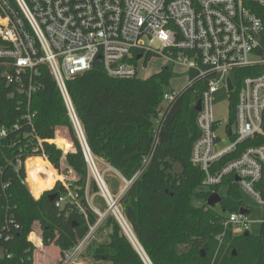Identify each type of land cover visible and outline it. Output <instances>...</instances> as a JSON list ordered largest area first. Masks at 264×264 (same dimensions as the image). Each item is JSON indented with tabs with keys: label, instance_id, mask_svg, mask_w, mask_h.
<instances>
[{
	"label": "trees",
	"instance_id": "16d2710c",
	"mask_svg": "<svg viewBox=\"0 0 264 264\" xmlns=\"http://www.w3.org/2000/svg\"><path fill=\"white\" fill-rule=\"evenodd\" d=\"M153 56L149 54L147 60ZM33 75L41 88L28 102L24 94L7 84L0 67V125L8 129L0 142V232L6 222L12 230L9 240L0 239V264H33L32 241L58 247L63 257L64 252L76 248L91 227L93 232L80 256L91 257L95 264H144L142 256L151 264H264L261 231L254 235L249 230L236 232L231 226L224 227L230 213L245 207L233 176H226L206 192L198 190L204 174L191 163L190 156L200 135L195 106L202 98L205 82L187 85L179 92L156 132L153 119L174 76L172 65L146 78H115L96 62L66 82L96 169L101 168L102 161L113 171L104 182L111 197L120 194L115 203L135 247L100 195L49 70L40 65ZM229 100L233 121L237 93H231ZM28 107L35 113L32 126L24 117ZM15 122L19 127L11 130ZM57 125L68 126L74 143L72 149L66 129L57 128L53 142L71 151L65 160L74 176L67 182L53 174V170H60L64 156L50 142ZM37 137L42 140L41 147ZM231 157H223L219 164ZM17 159L26 160V184L31 193L37 196L45 190L40 198L29 194L22 182L24 166H14ZM222 186L226 191L220 204H192L193 197L207 200ZM258 188L263 190L264 183ZM88 194L95 196L103 215L91 207ZM60 197L63 201L56 205ZM34 221L41 226V241L35 233L30 235L32 241L28 239ZM222 233L219 242L217 237ZM41 247L44 253H36V264H54L55 249Z\"/></svg>",
	"mask_w": 264,
	"mask_h": 264
},
{
	"label": "built area",
	"instance_id": "2783aa9c",
	"mask_svg": "<svg viewBox=\"0 0 264 264\" xmlns=\"http://www.w3.org/2000/svg\"><path fill=\"white\" fill-rule=\"evenodd\" d=\"M149 54L185 67L187 85L206 83L196 117L200 135L190 156L204 174L203 185H219L231 175L240 190L263 204L258 185L264 183V0H0V67L5 81L30 102L41 88L33 74L45 65L81 143L85 140L66 82L90 70L97 57L109 76H138L139 64L142 61L143 67ZM222 84L228 98L237 93L235 128L225 127L230 142L216 151L220 123L212 117L210 95ZM180 91L163 92L153 119L155 132ZM34 114L28 107L24 117L30 126ZM18 127L15 122L10 129ZM7 133L0 125V142ZM36 139L41 147L42 140ZM85 158L106 201L115 202L90 153ZM25 162L17 159L14 166ZM22 182L27 185L26 178ZM62 201L60 197L56 205ZM223 224L245 231L249 218L232 212ZM93 229L73 251L63 253L66 264L77 260ZM11 237L6 222L0 239ZM222 237H217L219 242Z\"/></svg>",
	"mask_w": 264,
	"mask_h": 264
},
{
	"label": "rangeland",
	"instance_id": "374dc122",
	"mask_svg": "<svg viewBox=\"0 0 264 264\" xmlns=\"http://www.w3.org/2000/svg\"><path fill=\"white\" fill-rule=\"evenodd\" d=\"M141 62H140L139 67H138V76L140 78H146V77L152 75L153 73H157L163 67L168 65L167 61L160 56L151 57L150 59L147 60L146 64L143 67L141 66ZM173 73H174V76L170 80L169 84L165 87V91L174 90V91L178 92V91L182 90L187 85L188 76H187L185 67H183L181 65H175V66H173ZM229 104H230V100L227 96L226 88L222 84L214 92H212L210 95V105H211L212 117L215 121H219V123H220L218 125V127L216 128V134L220 138V140L217 142V144L214 147V149L216 151L224 149L230 142L229 138L225 134V127L227 125H230V126H232L233 129L235 128L234 122L230 120ZM59 127L66 129L67 138L71 142L72 149H73L74 143H73L71 134L69 132V128H68V126H65V125H57L55 127L54 137H53V139H51V142L53 144H55L58 148H60L56 143L53 142V140L56 136V130ZM74 131H75V129H74ZM75 134L77 135L76 131H75ZM60 149L62 150L64 156L61 159L60 170L56 171V173H58V175L60 176L57 180H62L63 182H67L68 180H71L74 176L73 171L67 166V163L65 160V154H67L71 151L65 150L63 148H60ZM41 157L43 159H45L43 156H41ZM100 167L101 168L97 171H99L98 172L99 175L102 177L103 181H105V178L110 177L111 172H113V171L105 162H102V161H101ZM24 169H25V173H26L25 178H27L26 165L24 166ZM43 173L46 174L45 171H43ZM46 177L48 178L47 174H46ZM25 186L27 187V185H25ZM27 189H28V187H27ZM198 190L201 192H206L208 190V188L205 187L202 183V185L198 188ZM28 191H29V194L31 196H33V197L35 196L31 193V191L29 189H28ZM43 191H45V190H43ZM43 191L40 192L39 194L43 193ZM225 191H226V188L224 186H222V187H220L218 194H220V196L222 197V196H224ZM262 191L264 193V188ZM240 194H241V199L245 205L244 208L249 211L247 213V216L249 218L248 230L250 233L256 235L261 231L263 223H264V203L263 204L259 203L257 199H255L253 196H251L246 191L240 190ZM100 195L103 197L101 190H100ZM111 195H112L114 201L115 200L117 201V199H119V196H120V194H117V193L111 194ZM87 200H88L89 204L91 205V207L94 209V211H96V212L99 211L103 215V212L99 210L100 206L95 203V196L93 194H88ZM192 204L195 206L201 207V206L206 204V200L193 197L192 198ZM117 209H118V205H117ZM40 229H41V226H40L39 222L34 221L31 225V232L28 234V239L30 241H32L30 238V235L32 233H35V235L38 236ZM32 243L35 246L33 256H34V254L36 255L37 252H40V254L42 255L44 253L43 250H41L42 247L39 245H36L33 241H32ZM42 246L44 248L46 247L43 244H42ZM50 246H49L50 250L51 249L56 250V255L54 256L53 263L54 264H66L63 261L61 255H60V252L58 254L57 248H54V246L52 247V245H50ZM76 258L78 259L77 264H95L93 259L91 257H88V256H80L79 255ZM67 264H69V263H67Z\"/></svg>",
	"mask_w": 264,
	"mask_h": 264
},
{
	"label": "water",
	"instance_id": "95a60500",
	"mask_svg": "<svg viewBox=\"0 0 264 264\" xmlns=\"http://www.w3.org/2000/svg\"><path fill=\"white\" fill-rule=\"evenodd\" d=\"M97 61L100 62L101 61V58L100 57H97ZM227 84H228V89L229 90H232V84H231L229 78H227ZM195 110H197V111L200 110V100L196 103ZM82 135H83V133H82ZM81 146H82L83 153L85 154V156H88L89 149H88V147L86 145V142L81 143ZM92 174H93V176L95 178L94 173H92ZM41 195H42V193L41 194H38L37 196H34V197H35V199H38V198H40ZM102 195L104 197V194L103 193H102ZM221 202H222V197L220 196V194H218V192H211V194L208 196V198L206 200V204L208 206H215L217 204H220ZM107 205H108V211H110L118 219V221L121 224L124 232L127 234V236L129 237V239L131 240V242L134 244V246L137 247V245H136V243L134 241V238L132 237V235L130 233V230H129L127 224H124L125 221H122V217H121L120 213L118 212L116 203L115 202H107ZM239 212L242 213V214H246L248 212V210L245 209V208H242V209L239 210ZM261 232L264 234V225L262 226ZM142 260H143L144 264H151V262L149 261V259L146 256H142Z\"/></svg>",
	"mask_w": 264,
	"mask_h": 264
},
{
	"label": "crops",
	"instance_id": "0c3cea01",
	"mask_svg": "<svg viewBox=\"0 0 264 264\" xmlns=\"http://www.w3.org/2000/svg\"><path fill=\"white\" fill-rule=\"evenodd\" d=\"M50 142H51V140H50ZM25 165H26V162H25ZM226 188V187H225ZM38 237H39V239H40V241H41V229L39 230V235H38ZM42 245V241H41V243H40V246ZM54 245H52V247H53ZM49 246H46L45 248H48ZM51 247V246H50ZM54 248H57V251H58V254H59V252H60V249L58 248V247H56V246H54ZM56 251V250H55ZM94 261V260H93ZM94 262H96V261H94ZM97 263V262H96ZM33 264H36V262H35V254H34V256H33Z\"/></svg>",
	"mask_w": 264,
	"mask_h": 264
},
{
	"label": "bare ground",
	"instance_id": "6f19581e",
	"mask_svg": "<svg viewBox=\"0 0 264 264\" xmlns=\"http://www.w3.org/2000/svg\"><path fill=\"white\" fill-rule=\"evenodd\" d=\"M53 173H54L55 176H58V173H56V170H53ZM104 185H105V182H104ZM77 262H78V259L75 260L74 262H72L71 264H77Z\"/></svg>",
	"mask_w": 264,
	"mask_h": 264
}]
</instances>
